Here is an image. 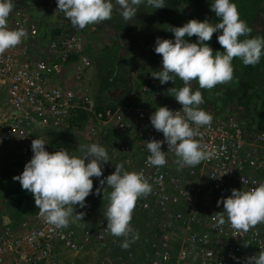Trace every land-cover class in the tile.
<instances>
[{
    "label": "built area",
    "instance_id": "2783aa9c",
    "mask_svg": "<svg viewBox=\"0 0 264 264\" xmlns=\"http://www.w3.org/2000/svg\"><path fill=\"white\" fill-rule=\"evenodd\" d=\"M28 8L20 6L8 18L9 27L24 29L26 37L0 55V177L8 169L24 171L34 154V139H42L46 150L55 152L48 133H68L79 151L82 145H106L111 161L104 164L105 178L119 163L125 171L142 173L152 185V192L138 198L134 209L155 227L146 238L149 264H186L193 257L203 264H235L237 255L245 253L244 240L252 246L247 257L264 249V224L239 237L228 223L222 231L217 229L213 219L223 211V204L217 202L234 188L248 191L263 183L257 174L264 169V163H258L259 152L241 158L233 148L242 145V122L236 117L226 121L213 117L210 127L199 128L196 138L214 155L195 167L180 169L166 142L162 150L167 151V163L150 166L145 141L164 140L152 126L151 115L161 106L178 111L182 105L176 99L151 109L134 107V102H130L133 107L101 105L86 83L92 59L82 32L61 25L59 31L50 29L51 34L44 35ZM79 112L85 117L77 126L72 118ZM112 131L114 136L109 135ZM104 185L112 190L106 181ZM92 207L80 213L82 220L59 229L47 223L38 209L19 228L0 219V264H78L77 255L89 246L101 242L109 247L113 241L108 240L111 233L103 220L106 211L96 213ZM175 239L180 240L178 248ZM128 249L118 251L123 264L136 259Z\"/></svg>",
    "mask_w": 264,
    "mask_h": 264
},
{
    "label": "clouds",
    "instance_id": "9594fccd",
    "mask_svg": "<svg viewBox=\"0 0 264 264\" xmlns=\"http://www.w3.org/2000/svg\"><path fill=\"white\" fill-rule=\"evenodd\" d=\"M115 5L122 9L121 15L126 21L137 16L141 5L153 9L166 6L164 0H115ZM14 8L13 0H0V55L19 46L26 37L24 29L9 27L8 18ZM211 9L219 18L218 22L193 18L183 26L167 29L174 33V41L157 38L155 53L162 56V68L151 75L161 84L169 81L175 84L177 77L183 82L179 89L168 90L182 105V110L161 106L151 115L152 126L163 133L164 140L145 141L150 166H164L167 151L175 154L180 169L195 167L213 157L214 151L196 138L199 128L211 126L213 115L200 107L204 97L200 90L193 91L192 82H198L199 89L206 90L230 84L235 78L234 59L239 58L245 66H255L264 55V37L241 39L249 37L253 30L240 18L238 6L232 0H212ZM57 10L64 13L73 26L83 29L110 20L114 3L113 0H58ZM217 32L221 33L217 39L223 51L214 50L208 43ZM193 36L198 42L187 39ZM165 142L167 151L162 150ZM45 145L40 138L32 141L34 154L24 171L13 179L34 196L39 214L47 223L57 229L65 228L82 220L80 213L73 218L75 207L85 206L86 197L93 191V177H103L102 165L111 159L106 148L96 143L80 146L85 152L82 157L66 148L49 152ZM105 181L112 189L104 213L106 228L113 236L124 237L121 246L127 248L139 239L131 225L136 203L138 198L152 192V185L142 173L125 171L119 164L112 174L100 180L101 186ZM99 191L97 189V194ZM217 203L223 204V211L216 212L213 219L221 231L228 223L242 237L258 224H264V183L248 191L234 188L231 195ZM249 243L245 242L244 246ZM246 264H264V249L247 257Z\"/></svg>",
    "mask_w": 264,
    "mask_h": 264
},
{
    "label": "rangeland",
    "instance_id": "374dc122",
    "mask_svg": "<svg viewBox=\"0 0 264 264\" xmlns=\"http://www.w3.org/2000/svg\"><path fill=\"white\" fill-rule=\"evenodd\" d=\"M57 2L58 0H34L27 5H20L16 2L12 13L15 14L16 9L20 6L29 7V12L32 13V16H34L42 29L41 32L44 35H49L51 34L50 29L55 33V28L59 29L61 25L65 26L64 28L68 27V25H73L64 13L57 10ZM113 3L114 11L110 20L100 24L88 25L83 29L78 28L85 36L88 54L92 59L91 70L88 73L86 83L95 94L98 92L97 89L102 81V76L111 74V78L116 83L113 82V85L105 91L99 101V103L103 102L107 105L125 104L133 107L130 102H134V107L145 106L151 109L161 103L175 100L166 99L167 95H170L168 90L172 87H182L183 82L177 77L175 84L172 81L161 84L159 79H154L151 75L153 71H158L162 68V56L155 53L157 38L168 39L171 31L167 29L177 21H180L182 25L181 20L184 19L189 21L193 18L199 20L210 18L212 0H180L176 10L173 11L175 14L172 19H167V17L162 15L165 11L163 7L153 9L141 5L137 16L131 21H126L122 17V9L115 5V0H113ZM258 6L262 5L258 3ZM261 28V25L255 28L253 35L258 37L262 32ZM95 53L96 55L97 53L101 55L99 54L100 56L98 57ZM113 55L116 58L114 62L111 59ZM233 66L235 78L230 84L217 85L211 90H206L199 89L198 82L193 81L192 89L193 91L200 90L202 92L204 103L200 107L212 114L214 119L219 117L226 121L236 117L241 120L243 139L240 142H242V145L236 144L233 146L235 153H238L239 157L244 158L246 154L251 157L253 151H257L259 152L258 163H264V127H260V124L264 126V67L260 68L259 77H256L259 78L258 81H251L252 87L249 86L246 93L243 91L244 83L241 82H244L242 81L243 79L249 78L247 67L239 58L234 59ZM142 82H144L143 85L138 87L139 83ZM130 87L132 88L131 91L128 90ZM156 94H159L160 98L155 96ZM109 135L114 136L115 133L112 131ZM69 142V147L73 150V152L70 151L72 154L81 157L85 155L84 151L76 149L72 135ZM103 147L106 148V145H103ZM102 166L104 168V164ZM115 169L116 166L111 168L109 172L113 173ZM106 172L108 171L103 170V177H93L94 187L92 193L86 197L84 207L79 205L75 207L76 213L74 212L73 215H77L78 212L84 214L89 206H93L92 208L96 210V213L106 211L110 203L108 196L112 191L106 190V185L101 186L100 184V180L105 178L104 174ZM257 174L258 178L264 183V169ZM97 189H100L99 194H97ZM20 205L24 206L25 203L22 202ZM37 209L36 207L35 211H31V213L24 208L23 214L12 215L10 217L11 221L5 214L3 199L0 198V219L5 222L4 224L14 228H19L20 224L24 220L31 218ZM137 214L135 211L133 212L131 225L134 231L139 234V239L131 242L127 248L133 251L136 256L139 254V250L144 249L145 256H148L151 248L146 238L152 234L155 227H150V221L147 220L148 216L145 214H139L138 216ZM103 220H107L105 215ZM69 226L71 225L69 224ZM124 239V237L108 235V240L113 241L111 244L109 243V247L101 242L89 246L77 255L78 264H114L117 262L123 264L113 254L117 252L116 248L122 245ZM129 240H131V237H129ZM175 240L174 247L178 248L180 240ZM245 242L248 241L244 240L242 244V250L245 253L237 255L235 264H246V254L249 253L252 246L248 244L245 247ZM127 248L123 249L122 247L121 249L125 253ZM140 262L136 258L130 262L128 260L127 264H138ZM186 264L203 263L199 258L193 257Z\"/></svg>",
    "mask_w": 264,
    "mask_h": 264
},
{
    "label": "trees",
    "instance_id": "16d2710c",
    "mask_svg": "<svg viewBox=\"0 0 264 264\" xmlns=\"http://www.w3.org/2000/svg\"><path fill=\"white\" fill-rule=\"evenodd\" d=\"M32 1L34 0H13L14 3L17 2L20 5H23V4L27 5L28 3ZM165 2H166L165 4L166 6L163 7L165 11L162 13V15L164 17H167V19H172L175 14V12L173 11L176 10L178 4L180 3V0H165ZM232 2L238 6V9L240 12V18L245 20L253 30L249 37H241V39L257 37L256 35L255 36L253 35V32L255 28H257L259 25H261L262 27L261 28L262 32L260 33L258 37H264V0H232ZM258 3L261 4L262 6H258ZM208 20L213 23H216L218 22L219 18L216 17L215 13L212 11L211 17L208 18ZM181 22H182V25L180 21H177L172 24V27H179V25L183 26L188 21L184 19V20H181ZM54 31L57 32L59 31V29L55 28ZM220 34H221L220 32L214 33L211 41H209L208 43L214 50L223 51L217 39ZM168 39H172L174 41L175 39L174 33L170 32ZM187 39L190 42H198V38L196 36H193ZM99 54L100 53H97L98 57L101 55ZM111 59L114 62L116 58L113 55ZM246 67H247V75L249 76L251 80L249 81V78H246V79H243L242 81L244 82H241V83H244L243 91L247 93L249 86L252 87L251 81H258L259 79L256 77L257 76L259 77L260 68L264 67V55H262L260 62L258 64H256L255 66L248 65ZM113 82L116 83V81L115 80L113 81V79L111 78V74L102 76V81L99 83V86L97 89L98 92L95 94L93 93L98 102L100 101L101 97H103V94L105 93V91L113 85ZM143 83L144 82L139 83L138 87H141ZM179 88L180 86L177 87V89ZM128 90L131 91L132 88L130 87ZM169 94H170L169 96L167 95V98H166L167 100L175 99V97L172 96V93L170 91H169ZM100 104L107 105L103 102L102 103L100 102ZM84 117H85V114L83 112L77 113V115L74 118H72L73 123L77 125H81L82 121L84 120ZM260 127H264V126L260 124ZM47 139H49L53 143L57 151L60 150L61 148L67 149V147H69L70 135L68 133H59V132L50 131L47 135ZM70 151L73 152V150H70ZM17 175L19 174L11 169H8L4 171L0 177V198L3 199L4 210H6L5 214L8 217V219H10L11 221L12 219L10 217L12 215L17 216V214H21V213L23 214L24 208L28 212H31V211L33 212L35 211V208H36L34 196L30 192L23 190L20 182L13 179V177ZM22 202H24L25 205H28V206L20 205L22 204ZM97 246H100V245H97ZM120 250L122 254V249L120 248L117 250L116 253L113 254V256L115 257L119 256L120 253L118 254V251ZM138 253L139 254L136 256V258H138V260L141 261L138 264H149V261L146 259V256H145L146 253L144 249L139 250ZM62 256L68 259V255L64 254ZM114 264H119V263L117 262ZM168 264H172V263H168Z\"/></svg>",
    "mask_w": 264,
    "mask_h": 264
},
{
    "label": "crops",
    "instance_id": "0c3cea01",
    "mask_svg": "<svg viewBox=\"0 0 264 264\" xmlns=\"http://www.w3.org/2000/svg\"><path fill=\"white\" fill-rule=\"evenodd\" d=\"M78 126V125H77ZM73 140V139H72ZM70 143V142H69ZM67 149L70 151V150H72L70 147H67Z\"/></svg>",
    "mask_w": 264,
    "mask_h": 264
}]
</instances>
